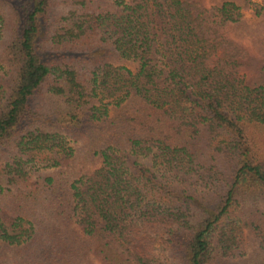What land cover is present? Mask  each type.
<instances>
[{
  "label": "trees",
  "instance_id": "16d2710c",
  "mask_svg": "<svg viewBox=\"0 0 264 264\" xmlns=\"http://www.w3.org/2000/svg\"><path fill=\"white\" fill-rule=\"evenodd\" d=\"M257 1L0 0V264H264Z\"/></svg>",
  "mask_w": 264,
  "mask_h": 264
},
{
  "label": "rangeland",
  "instance_id": "374dc122",
  "mask_svg": "<svg viewBox=\"0 0 264 264\" xmlns=\"http://www.w3.org/2000/svg\"><path fill=\"white\" fill-rule=\"evenodd\" d=\"M207 1L209 2L210 0H205L206 3H207ZM253 1H256V3L259 2L257 0H253ZM250 8L251 7L244 8L241 12H242L243 18L248 20V22L251 24L253 22V17H252V9H250ZM7 35H8V31L6 33V38H7ZM242 43L244 46H248V42L246 39L243 40ZM131 160L136 161L142 167H145V168L150 167V160L146 159V158H142L139 155L131 156ZM247 238H248V240H245L243 248H245V252L249 253L252 251V248H254V243L252 242L251 238H249V237H247ZM116 248L119 251H121V249L118 246H116Z\"/></svg>",
  "mask_w": 264,
  "mask_h": 264
}]
</instances>
